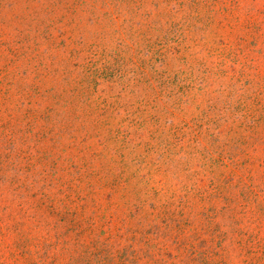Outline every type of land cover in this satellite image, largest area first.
Here are the masks:
<instances>
[{"label": "rangeland", "instance_id": "1", "mask_svg": "<svg viewBox=\"0 0 264 264\" xmlns=\"http://www.w3.org/2000/svg\"><path fill=\"white\" fill-rule=\"evenodd\" d=\"M0 264H264V0H0Z\"/></svg>", "mask_w": 264, "mask_h": 264}]
</instances>
